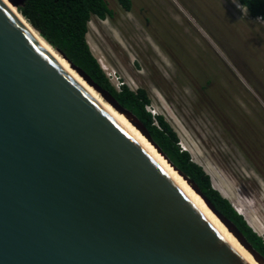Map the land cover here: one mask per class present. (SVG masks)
Wrapping results in <instances>:
<instances>
[{"label": "water", "instance_id": "1", "mask_svg": "<svg viewBox=\"0 0 264 264\" xmlns=\"http://www.w3.org/2000/svg\"><path fill=\"white\" fill-rule=\"evenodd\" d=\"M8 1L17 10L24 0ZM49 46L154 147L254 261L264 264L142 123ZM0 264H246L2 0Z\"/></svg>", "mask_w": 264, "mask_h": 264}, {"label": "rangeland", "instance_id": "2", "mask_svg": "<svg viewBox=\"0 0 264 264\" xmlns=\"http://www.w3.org/2000/svg\"><path fill=\"white\" fill-rule=\"evenodd\" d=\"M105 1L114 16L92 17L86 41L108 81L146 91L264 241V22L232 0Z\"/></svg>", "mask_w": 264, "mask_h": 264}, {"label": "trees", "instance_id": "3", "mask_svg": "<svg viewBox=\"0 0 264 264\" xmlns=\"http://www.w3.org/2000/svg\"><path fill=\"white\" fill-rule=\"evenodd\" d=\"M130 11V0H118ZM246 6L249 17L264 22V0H238ZM17 11L34 27L54 49L62 52L75 66L83 70L97 85L108 91L120 106L130 111L146 128L151 140L161 149L171 164L185 174L198 187L220 214L229 219L251 246L264 258V241L211 183L209 175L181 150L178 137L165 119L153 117L146 110L150 99L144 89L130 90L122 84L115 90L86 41L88 24L92 17L112 19L113 11L105 0H24Z\"/></svg>", "mask_w": 264, "mask_h": 264}, {"label": "bare ground", "instance_id": "4", "mask_svg": "<svg viewBox=\"0 0 264 264\" xmlns=\"http://www.w3.org/2000/svg\"><path fill=\"white\" fill-rule=\"evenodd\" d=\"M13 14L19 19L34 39L43 47V49L59 64V66L71 77V79L107 114L110 115L123 129L136 141L140 147L157 163L176 187L183 193L191 205L198 210L210 226L218 233V235L225 241L226 244L246 264H257L252 256L243 249L237 240L227 231L223 224L212 214L199 196L186 184V182L179 176V174L162 158V156L150 145L149 142L134 128L127 120L118 114L109 104H107L91 87H89L74 71H72L68 64L61 59V57L54 52V50L47 44L37 32H35L30 25L20 16L19 12L11 6L8 0H2ZM243 216V215H242ZM245 217V216H244ZM247 218V216L245 217Z\"/></svg>", "mask_w": 264, "mask_h": 264}, {"label": "clouds", "instance_id": "5", "mask_svg": "<svg viewBox=\"0 0 264 264\" xmlns=\"http://www.w3.org/2000/svg\"><path fill=\"white\" fill-rule=\"evenodd\" d=\"M232 2L234 4H236L237 8H240L242 12H246V6L245 5H241L238 0H232ZM260 18H258L259 20Z\"/></svg>", "mask_w": 264, "mask_h": 264}, {"label": "flooded vegetation", "instance_id": "6", "mask_svg": "<svg viewBox=\"0 0 264 264\" xmlns=\"http://www.w3.org/2000/svg\"><path fill=\"white\" fill-rule=\"evenodd\" d=\"M120 6H121V4H120ZM130 6H131V8H130V10H132L133 8H134V1L133 0H130ZM122 7V6H121ZM123 8V7H122ZM124 9V8H123ZM125 10V9H124ZM126 11V10H125ZM127 12H129V11H127ZM113 18V17H112Z\"/></svg>", "mask_w": 264, "mask_h": 264}, {"label": "built area", "instance_id": "7", "mask_svg": "<svg viewBox=\"0 0 264 264\" xmlns=\"http://www.w3.org/2000/svg\"><path fill=\"white\" fill-rule=\"evenodd\" d=\"M120 88H121V86H118V89L117 90H120ZM149 113H151V115L153 116V117H155V113L154 112H151V111H149Z\"/></svg>", "mask_w": 264, "mask_h": 264}, {"label": "crops", "instance_id": "8", "mask_svg": "<svg viewBox=\"0 0 264 264\" xmlns=\"http://www.w3.org/2000/svg\"><path fill=\"white\" fill-rule=\"evenodd\" d=\"M249 223V222H248ZM249 226H250V224H249ZM251 227V226H250ZM252 228V227H251Z\"/></svg>", "mask_w": 264, "mask_h": 264}]
</instances>
